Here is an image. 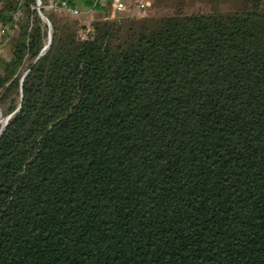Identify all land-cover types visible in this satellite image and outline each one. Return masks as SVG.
Returning <instances> with one entry per match:
<instances>
[{
    "label": "trees",
    "instance_id": "trees-1",
    "mask_svg": "<svg viewBox=\"0 0 264 264\" xmlns=\"http://www.w3.org/2000/svg\"><path fill=\"white\" fill-rule=\"evenodd\" d=\"M111 1L0 0V264H264V0Z\"/></svg>",
    "mask_w": 264,
    "mask_h": 264
},
{
    "label": "rangeland",
    "instance_id": "rangeland-1",
    "mask_svg": "<svg viewBox=\"0 0 264 264\" xmlns=\"http://www.w3.org/2000/svg\"><path fill=\"white\" fill-rule=\"evenodd\" d=\"M147 2V7L144 10H140L137 6L136 0H123L126 10L121 13L116 15V17H124L128 16L131 18H144L148 16H158V15H168L171 14L173 11L174 6L177 5L179 0H145ZM186 7L188 8L195 6V8H198L202 4V0H185ZM41 7H39L40 9ZM50 9L44 7V11L49 12ZM83 13L79 17H73L68 15L67 13H61L58 14L61 17L67 19H78V21L83 25H90V23L94 20H96V15L94 11H88L86 9H79ZM39 15L41 19L45 18V16L39 12ZM111 15V8L109 9V12H107L105 15H103L104 18H109ZM44 22V20H43ZM45 23V22H44ZM47 25V24H46ZM48 27V25H47ZM83 31H80L82 33ZM10 38L14 36V33L12 31L8 32ZM2 46L0 48V54L3 55L4 57L8 58L10 55V42L3 44L1 43ZM6 123V119L2 118L0 115V126H4Z\"/></svg>",
    "mask_w": 264,
    "mask_h": 264
},
{
    "label": "built area",
    "instance_id": "built-area-1",
    "mask_svg": "<svg viewBox=\"0 0 264 264\" xmlns=\"http://www.w3.org/2000/svg\"><path fill=\"white\" fill-rule=\"evenodd\" d=\"M92 2V6L94 7H103L105 6V0H90ZM37 2V8H39L41 6V2L40 0H36ZM137 6L140 10H144L147 7V2L145 0H136ZM46 8L53 10L55 12H66L69 13L70 15H72L73 17H79L80 15H82V11L75 8V9H71L68 7V5L66 4L65 1L63 0H48V5L46 6ZM92 8V9H93ZM110 8H111V15L109 18H104V20H111V19H119L121 18L116 17V15L123 13L126 10V6L124 4V2L122 0H112L111 4H110ZM92 9H89L88 11H92ZM44 22L48 25V28H50V23L47 21L46 18H43ZM92 32V29L90 27V25H86L85 29L83 30L82 33H79V38L81 40H85ZM50 34L48 35V40H47V44L50 38ZM46 44V46H47ZM2 44L0 43V48H1ZM46 46L44 47L43 51L46 50Z\"/></svg>",
    "mask_w": 264,
    "mask_h": 264
},
{
    "label": "water",
    "instance_id": "water-1",
    "mask_svg": "<svg viewBox=\"0 0 264 264\" xmlns=\"http://www.w3.org/2000/svg\"><path fill=\"white\" fill-rule=\"evenodd\" d=\"M37 10H38V13H39V8H37ZM50 42H51V37L49 38L48 44H47V46H46V49L49 47Z\"/></svg>",
    "mask_w": 264,
    "mask_h": 264
}]
</instances>
